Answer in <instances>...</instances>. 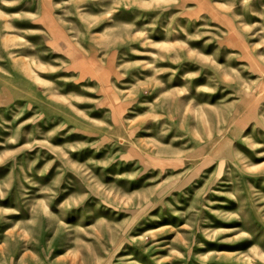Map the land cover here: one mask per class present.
<instances>
[{
    "label": "rangeland",
    "instance_id": "obj_1",
    "mask_svg": "<svg viewBox=\"0 0 264 264\" xmlns=\"http://www.w3.org/2000/svg\"><path fill=\"white\" fill-rule=\"evenodd\" d=\"M0 264H264V0H0Z\"/></svg>",
    "mask_w": 264,
    "mask_h": 264
}]
</instances>
